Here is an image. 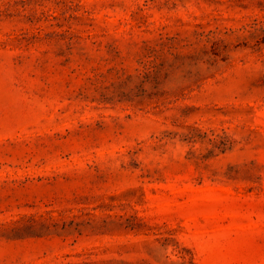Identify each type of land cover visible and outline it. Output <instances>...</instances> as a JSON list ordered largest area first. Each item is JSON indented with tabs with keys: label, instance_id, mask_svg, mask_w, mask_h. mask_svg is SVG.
Instances as JSON below:
<instances>
[{
	"label": "rangeland",
	"instance_id": "1",
	"mask_svg": "<svg viewBox=\"0 0 264 264\" xmlns=\"http://www.w3.org/2000/svg\"><path fill=\"white\" fill-rule=\"evenodd\" d=\"M0 264H264V0H0Z\"/></svg>",
	"mask_w": 264,
	"mask_h": 264
}]
</instances>
